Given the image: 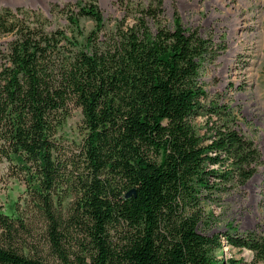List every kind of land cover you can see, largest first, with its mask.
Here are the masks:
<instances>
[{
	"label": "trees",
	"instance_id": "16d2710c",
	"mask_svg": "<svg viewBox=\"0 0 264 264\" xmlns=\"http://www.w3.org/2000/svg\"><path fill=\"white\" fill-rule=\"evenodd\" d=\"M118 3L109 20L98 0L53 4L65 27L0 8V163L25 184L14 214L0 211V264H221L223 239L264 264L263 233L204 232L205 201L261 163L205 89L220 47L175 7L165 24L163 0ZM73 111L79 139L65 142Z\"/></svg>",
	"mask_w": 264,
	"mask_h": 264
},
{
	"label": "rangeland",
	"instance_id": "374dc122",
	"mask_svg": "<svg viewBox=\"0 0 264 264\" xmlns=\"http://www.w3.org/2000/svg\"><path fill=\"white\" fill-rule=\"evenodd\" d=\"M76 1L0 0V8L37 9L51 20L53 26L65 27L64 15L52 13L50 8L53 4L62 7ZM118 1L98 0L104 18H122L124 13ZM173 7L184 27L197 29L220 47L213 63L205 66L202 72L205 89L210 97L230 105L238 129L254 142L261 159L243 185L227 193L214 194L213 200L205 201V214L211 218V223L204 232L225 235L228 229L235 228L239 234L252 231L264 234V0H163L162 20L165 24L171 22ZM80 24L85 32L94 26L86 18H80ZM5 40L6 37H0V43ZM196 121L205 130L204 117H198ZM79 123L80 115L73 111L62 130L65 142L79 139ZM24 188L20 177L10 175L8 163H0L2 213L14 214L16 203L22 202ZM222 242L218 252L221 264H260L252 263L248 251L233 249L224 239Z\"/></svg>",
	"mask_w": 264,
	"mask_h": 264
},
{
	"label": "water",
	"instance_id": "95a60500",
	"mask_svg": "<svg viewBox=\"0 0 264 264\" xmlns=\"http://www.w3.org/2000/svg\"><path fill=\"white\" fill-rule=\"evenodd\" d=\"M131 193H132V190L128 191V192L126 193V197L129 196Z\"/></svg>",
	"mask_w": 264,
	"mask_h": 264
}]
</instances>
